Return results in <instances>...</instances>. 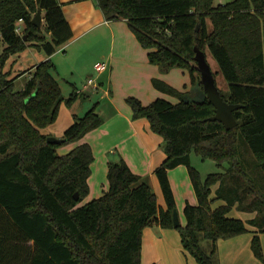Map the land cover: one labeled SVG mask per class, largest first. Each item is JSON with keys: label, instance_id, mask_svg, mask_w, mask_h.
I'll return each mask as SVG.
<instances>
[{"label": "trees", "instance_id": "16d2710c", "mask_svg": "<svg viewBox=\"0 0 264 264\" xmlns=\"http://www.w3.org/2000/svg\"><path fill=\"white\" fill-rule=\"evenodd\" d=\"M97 1L107 19L127 21L150 50L151 63L188 69L203 90L195 46L206 55L209 50L229 83L227 92L219 88L222 97L241 105L233 112L237 125L227 129L211 120L215 106L207 97L178 103L159 97L147 105L128 97L134 117H146L164 138L166 157L155 174L166 205H159L151 183L122 157L108 164L109 189L80 205L90 192L92 147L82 143L65 154L57 148L81 140L103 124L102 117L91 109L65 130L62 142L49 143L42 129L55 123L63 102L71 105L79 94L64 97L51 59L35 65L19 90L16 77L7 78L4 70L12 55L31 46L53 54L73 37L72 27L59 0H0V264H141L143 230L154 224L177 228L183 249L200 264H220L218 241L252 226L251 247L262 257L264 0ZM38 10L42 27L32 22ZM21 19L22 34L16 32ZM155 84L179 94L163 81ZM193 152L222 170L203 178L192 164ZM179 165L188 167L198 203H187L185 224L175 226L169 170ZM216 200L224 203L214 207ZM234 207L255 215L230 216Z\"/></svg>", "mask_w": 264, "mask_h": 264}, {"label": "crops", "instance_id": "0c3cea01", "mask_svg": "<svg viewBox=\"0 0 264 264\" xmlns=\"http://www.w3.org/2000/svg\"><path fill=\"white\" fill-rule=\"evenodd\" d=\"M59 2L72 27L73 37L53 54H45L40 62L51 59L55 64V71L59 75H67L63 70L66 72L71 69L68 67V63L74 62L79 74L84 72L85 76H83L84 79L80 86H77L79 82H74L73 85L81 93L84 90L86 80L92 78L95 82L82 93L88 96V100L75 101L74 104L80 111H77L76 107L77 112H73L63 102L55 123L43 128L42 131L49 136L55 135L62 138L65 130L73 124L77 117H81L79 114L84 113L83 110L94 109L102 117L103 124L88 132L81 140L68 144L59 152V154H65L82 143L91 145L95 160L91 164L92 173L89 177L90 193L88 196H92L90 199L102 196L109 189L108 164L111 160H118L122 157L134 173L149 177L158 202L164 208L166 205L164 195L155 174V169L166 157L164 138L151 129L150 122L146 117H134L133 109L127 102V98L136 97L144 105L159 97L172 103H178L181 99L202 101L207 97L205 91L198 82H193L188 69L181 67L163 69L159 65L151 63L148 54L150 50L139 42L127 21L125 19H107L97 0H59ZM13 56L7 61L10 69L14 65L12 63ZM98 62L105 63V68L101 71L96 69ZM37 64L32 67L34 68ZM76 72L74 69L70 71L71 75ZM155 80L171 85L179 94H171L161 90L155 84ZM94 101L95 103H93ZM181 178H184L185 186L189 195L191 194L188 198H184L185 200L181 202L182 206H180L176 189V186L182 183ZM169 179L175 195L180 222L184 225L181 209H183L184 214L185 202L190 198L192 203H195L194 205L198 203V198L195 199L194 197L196 193H194L188 167L179 165L170 169ZM223 203L222 200H216L213 206ZM236 216L238 217L237 214ZM247 216L248 219L253 217L252 215ZM184 220L186 222L185 214ZM156 226L163 237L172 241L176 247L174 257H168L165 260L162 258L160 264H185L186 258L187 264H198L182 249L178 231L174 228ZM250 227L252 231L218 241V254L221 263H224L223 260H228V258L232 259L235 253L240 251V248H243V251L251 248L255 228ZM153 229L155 228L147 226L143 230L142 258L148 254L151 246L155 245L153 243ZM226 255L228 258H225ZM167 259H170L171 262L168 263ZM247 260L251 263L255 262L250 259ZM233 262H229V264ZM242 262L247 261L243 260Z\"/></svg>", "mask_w": 264, "mask_h": 264}, {"label": "rangeland", "instance_id": "374dc122", "mask_svg": "<svg viewBox=\"0 0 264 264\" xmlns=\"http://www.w3.org/2000/svg\"><path fill=\"white\" fill-rule=\"evenodd\" d=\"M231 1H233V0H215L214 2H215V5H216V4L227 3V2H231ZM44 22L45 21H44V15H43L42 26H43ZM19 24L24 26L23 22H19ZM43 33L44 32H41L40 34H43ZM1 44H2V47H3V43H1ZM45 54H46V52H45L44 49H40V48H38L36 46H31V47H28L27 49H25L24 51H22L20 53H17V54H15L13 56V58H12V63L14 64L12 66L13 68L10 69L9 62L6 64L4 70H6L5 72L8 71L7 72L8 73L7 78L10 79V78L16 77L15 89L19 90L25 85V82H27V80L30 78L29 75H30L31 70L34 69L32 66L34 64H36V63H39L40 60H42V58L45 56ZM207 59H208L210 65H211V68H212L213 72L215 73V79H216L218 87L220 89H222L224 92H227L229 90V83L227 82V80L223 76L222 72L220 71V69L218 67V64H217L216 60L214 59L212 53L209 50H207ZM68 67H70L71 69H74L77 72L75 74L71 75V73H70L71 69H68L66 72H65V70H63V72L66 73L67 75H65V74L59 75L56 71H53V74H54L55 78L61 84V88H62V92H63L64 97L68 98L72 92H77L80 96L76 100H80V99L83 100V101L88 100L89 99L88 96H86V94H82L84 92V90L87 89V88H85V86H84V90H82L83 91L82 93L78 90V88L73 87L74 82H76V83L79 82L77 86L81 85L82 80L85 77L84 76V72H81L79 74L78 69L75 68V66H74V62H72L71 64L68 63ZM87 81L88 80H86L85 84H87ZM70 82H72V83H70ZM205 94H206V92H205ZM74 103L71 104V105H68L69 109L71 108V110L73 112L80 111V109ZM93 103H95V101ZM76 107H77V111L75 110ZM88 110L87 109L85 111L83 110L84 113L79 114V115L83 116L84 114H86V112ZM53 136H55V135H53ZM55 137H57V136H55ZM66 146H68V144L59 146L57 148V152L58 153L61 152V149L66 147ZM1 157H2V155L0 154V158ZM192 164L201 172V175L203 176V178H205L209 173L219 172V171L222 170L217 165V163L214 160L202 159L201 156H198L194 152L192 153ZM143 178L147 182H149V183L151 182L148 176H143ZM181 181H182L181 185H177L176 186V189H177V192H178L177 196H178V200H179L180 206H182L181 202H183L186 198H188L191 195V194L189 195V192H188V190H187V188L185 186L186 183H184L185 182L184 178H181ZM89 186H90V183H89ZM194 193H195V191H194ZM194 197H195V199L197 198L196 194H195ZM90 198H92L91 195L88 196V198L86 197L80 203V205L88 202ZM187 203L195 204V203H192L190 198H189V200H187L185 202V204H187ZM159 205H160V203H159ZM181 214H182L183 224H185L183 209H181ZM236 214L238 215V217H240V218H242L244 220H247L248 219L247 215H252L253 216L255 213L240 211L236 207H234L229 212V215L235 217ZM149 227L155 228V229H153V232H154V237H153L154 241H153V243L155 245L151 246L150 251L148 250V254H145V256L141 259V264H153V263L160 264L162 258L165 260V258L174 257L176 247L173 245L172 241L166 240L163 237L161 232L159 230H157L156 224L149 225ZM249 228L251 229L250 226H249ZM174 229L179 232V230L177 228H174ZM253 234H255V232ZM259 235H260L261 245H262V248H263V256L262 257H260V258L257 257L255 255V253L252 252L253 251V250H251L252 247L250 249H246L244 251H243V248H240V251L235 253V255L233 256L232 259H229L228 255H226L225 258H228V260H223L224 263H221V260H220L219 254H218V251H219V247H218L217 248V256L219 258L220 264H229V262H233L236 259L237 260L235 262L231 263V264H264V241H263L264 231L259 232ZM179 236H180V233H179ZM180 238H181V236H180ZM180 243H181V240H180ZM202 244H203L205 250H207L209 248V241L208 240H203ZM182 249H183V246H182ZM188 254L191 256V258H194L195 261L198 264H200L193 255H191L190 253H188ZM177 255L179 256L178 253H177ZM187 257H189V256H187ZM234 257H235V259H234ZM223 259H224V257H223ZM247 259H250V260L255 261V262L251 263ZM243 260L244 261L246 260L247 262H242ZM239 261H240V263H239ZM167 262L170 263L171 262L170 259H167ZM184 262H185V264H187V258H186V260Z\"/></svg>", "mask_w": 264, "mask_h": 264}, {"label": "water", "instance_id": "95a60500", "mask_svg": "<svg viewBox=\"0 0 264 264\" xmlns=\"http://www.w3.org/2000/svg\"><path fill=\"white\" fill-rule=\"evenodd\" d=\"M32 22L37 27H41L43 23V12L38 10L32 18ZM27 39V36H25ZM195 59L198 62V67L201 71V79L203 82L204 90L206 92L207 98L215 106V114L210 117L211 120L221 121L227 129H230L237 125V120L234 116V110L239 108L240 104L229 103L222 97L219 87L216 83L214 72L211 65L207 59L205 51L201 50L197 45L195 46ZM64 139L55 136H48L47 141L49 143H60ZM78 197V194H76ZM173 221L174 225L178 226L181 224L179 213L177 208L173 211Z\"/></svg>", "mask_w": 264, "mask_h": 264}, {"label": "built area", "instance_id": "2783aa9c", "mask_svg": "<svg viewBox=\"0 0 264 264\" xmlns=\"http://www.w3.org/2000/svg\"><path fill=\"white\" fill-rule=\"evenodd\" d=\"M19 22H23L22 19H21ZM22 31H23V27H22V25H20V24L17 25V27H16V32L22 34ZM104 68H105V63H102V62H98V63H96V69H97V70L101 71V70H103ZM94 82H95L94 79L90 78V79L87 81V84H85V88H88V86L91 85V84H94Z\"/></svg>", "mask_w": 264, "mask_h": 264}]
</instances>
